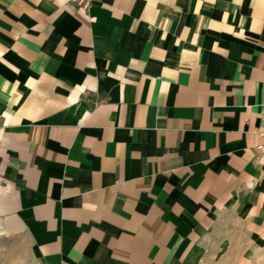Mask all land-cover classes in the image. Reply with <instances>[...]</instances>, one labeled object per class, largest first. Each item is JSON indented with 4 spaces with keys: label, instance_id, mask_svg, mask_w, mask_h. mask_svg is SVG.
<instances>
[{
    "label": "crops",
    "instance_id": "1",
    "mask_svg": "<svg viewBox=\"0 0 264 264\" xmlns=\"http://www.w3.org/2000/svg\"><path fill=\"white\" fill-rule=\"evenodd\" d=\"M264 0H0V264H255Z\"/></svg>",
    "mask_w": 264,
    "mask_h": 264
},
{
    "label": "built area",
    "instance_id": "2",
    "mask_svg": "<svg viewBox=\"0 0 264 264\" xmlns=\"http://www.w3.org/2000/svg\"><path fill=\"white\" fill-rule=\"evenodd\" d=\"M260 135L264 137V132H261ZM257 149H258V154H260L261 156H264V144L259 145Z\"/></svg>",
    "mask_w": 264,
    "mask_h": 264
},
{
    "label": "rangeland",
    "instance_id": "3",
    "mask_svg": "<svg viewBox=\"0 0 264 264\" xmlns=\"http://www.w3.org/2000/svg\"><path fill=\"white\" fill-rule=\"evenodd\" d=\"M255 264H264V252H262L260 256L256 258Z\"/></svg>",
    "mask_w": 264,
    "mask_h": 264
}]
</instances>
